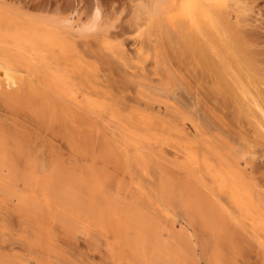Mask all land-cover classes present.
Here are the masks:
<instances>
[{
    "label": "rangeland",
    "instance_id": "1",
    "mask_svg": "<svg viewBox=\"0 0 264 264\" xmlns=\"http://www.w3.org/2000/svg\"><path fill=\"white\" fill-rule=\"evenodd\" d=\"M183 2L0 0V264H264V0Z\"/></svg>",
    "mask_w": 264,
    "mask_h": 264
},
{
    "label": "bare ground",
    "instance_id": "2",
    "mask_svg": "<svg viewBox=\"0 0 264 264\" xmlns=\"http://www.w3.org/2000/svg\"><path fill=\"white\" fill-rule=\"evenodd\" d=\"M222 0H184V2H183V4H182V18L184 19V22L186 23V25H187V27L189 28V29H193V30H195L196 32H201V30H202V25H208V26H212V25H214L215 24V16L213 15V8H212V6L214 7L215 5H216V3H219V2H221ZM242 1V0H241ZM254 1H258V0H254ZM247 2V1H246ZM246 5V4H245ZM251 8V7H250ZM258 10V9H257ZM215 11V10H214ZM204 28V27H203ZM192 31V30H191ZM3 83V85H4V87L5 88H8V87H13V86H15V85H17V81H16V78H15V76L13 75V74H11L10 72H9V70H7V69H5V68H2V67H0V83ZM20 87V86H19ZM31 90V89H30ZM21 93L23 92V94L24 93H26L27 94V92H28V89L27 88H25L24 90H22V91H20ZM31 93V92H30ZM28 94H29V92H28ZM17 97H19V95L17 96ZM26 97H28L29 99L30 98H33L31 95H27ZM23 98V97H22ZM23 100L27 103V99H24L23 98ZM30 102H32V101H30ZM27 104H29V103H27ZM24 105V104H23ZM254 105H255V107L258 109V111L260 112V114H261V116H262V118L264 119V108L262 109V107H260L259 106V104H258V102L255 100L254 101ZM24 108H25V105H24ZM239 150V149H238ZM250 156L251 157H253V155H251L250 154ZM250 158V157H249ZM253 159V158H252ZM254 160V159H253ZM1 161V160H0ZM1 163V162H0ZM1 177V176H0ZM185 181V180H184ZM183 181V182H184ZM180 183H181V185H182V183L183 182H181V181H179ZM186 182H188V181H186ZM186 182H184L185 184H186ZM183 183V184H184ZM59 183H57L56 185H54V186H50L51 187V192H52V194H54V195H56L57 196V198L58 199H60V198H63V197H65V195H66V193H65V189L64 188H60L59 186ZM186 185H188V183L186 184ZM185 185V186H186ZM189 190L191 189V187H193V186H190V184H189ZM188 187L186 188V190H188ZM195 187V186H194ZM185 188V187H184ZM196 189V191H197V193H199V190H200V188L199 189H197V187H195ZM193 189V188H192ZM192 191H189V193H191ZM204 193V192H203ZM202 194V193H201ZM50 195V194H49ZM191 195V194H190ZM193 195V194H192ZM205 196H206V194H205ZM202 197H203V195H202ZM208 198V201H209V197H207ZM63 199H65V198H63ZM203 199V198H202ZM199 200V199H198ZM61 201V200H60ZM63 201V200H62ZM69 201V200H68ZM202 202H204V205L206 206L207 205V203L205 202V201H202ZM73 207V206H72ZM74 207H75V205H74ZM183 207V206H182ZM184 208V207H183ZM208 208V207H207ZM78 209V208H77ZM193 217V216H192ZM190 221V220H189ZM197 222V221H196ZM199 223V222H198ZM211 223H213V221H211ZM206 224V223H205ZM214 225V224H213ZM210 230H211V232H212V229H210L209 228V233H211L210 232ZM204 231V230H203ZM207 231V230H206ZM145 232V231H144ZM145 238V237H144ZM157 241V240H156ZM177 241V240H176ZM182 241L183 240H180V242L182 243ZM190 241V240H189ZM159 243V242H158ZM178 243V242H177ZM161 244V243H160ZM158 245L159 247L160 246H163L162 244L161 245ZM168 244V243H167ZM183 244H184V242H183ZM171 245V244H170ZM179 245H181L180 247H181V250H183L185 253H183L182 251V253L183 254H186V256H187V259H188V257H192V254L194 253L193 252V250L191 249L192 248V243L191 244H189V245H191V247L189 246V245H182V244H179ZM179 247V246H178ZM198 247V246H197ZM176 248V247H175ZM171 249V248H170ZM170 249H168V251H166V258L168 259V260H165V259H162V257L161 258H159L158 260H157V264H182L181 262H177L176 261V259H174L175 260V262L176 263H172L171 261H170V259H172V258H170V257H172V256H170V254H176V253H174V251H172V250H174L173 248H172V250H170ZM155 250H157V249H155ZM159 250V249H158ZM161 250H162V248H161ZM170 250V251H169ZM163 251V250H162ZM177 251V250H176ZM175 251V252H176ZM161 252V251H160ZM178 252V251H177ZM163 253V252H162ZM179 253H180V250H179ZM177 255H179V254H177ZM176 255V256H177ZM158 256V255H157ZM185 256V255H184ZM174 257V256H173ZM178 257V256H177ZM182 257H183V255H182ZM154 260V259H153ZM156 260V259H155ZM181 260V259H180ZM183 260H184V258H183ZM186 260V259H185ZM192 260H194V259H192ZM179 261V260H178ZM195 261V260H194ZM154 262V261H153ZM161 262V263H160ZM195 263V262H194ZM154 264H156V263H154ZM185 264V263H184Z\"/></svg>",
    "mask_w": 264,
    "mask_h": 264
}]
</instances>
